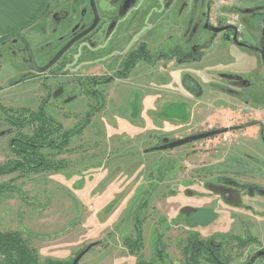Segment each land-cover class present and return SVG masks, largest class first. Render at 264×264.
I'll return each instance as SVG.
<instances>
[{
  "label": "rangeland",
  "instance_id": "1",
  "mask_svg": "<svg viewBox=\"0 0 264 264\" xmlns=\"http://www.w3.org/2000/svg\"><path fill=\"white\" fill-rule=\"evenodd\" d=\"M205 1L140 0L109 36L94 31L38 76L19 46H3L0 165L15 158L8 110L41 109L64 130L81 127L66 152L51 153L66 170L0 177L15 189L0 196V231L21 234L40 262L72 264L84 253L77 264H184L197 235L225 239L230 264H264V197L244 189L264 190V57L253 50L262 22L255 0ZM203 13L235 25L248 47L205 31ZM43 21L33 26L43 29L33 38L40 65L74 25ZM138 220L136 255L124 240L136 238ZM230 237L254 241L238 248Z\"/></svg>",
  "mask_w": 264,
  "mask_h": 264
},
{
  "label": "trees",
  "instance_id": "2",
  "mask_svg": "<svg viewBox=\"0 0 264 264\" xmlns=\"http://www.w3.org/2000/svg\"><path fill=\"white\" fill-rule=\"evenodd\" d=\"M10 114L6 117L11 126L14 127L17 135L9 143L11 152L15 158L0 165V177H6L15 173L18 176L27 174H40L42 172H61L66 170L68 164L63 160H54V155H60L62 150L71 143L75 135H80L81 127L71 131L64 130L62 125L53 117L46 115L43 110L37 112L29 110H8ZM25 128H30L29 135L22 134ZM48 151V152H47ZM55 152V153H54ZM53 153V154H51ZM248 189L254 193L264 196V190L248 186ZM14 187L9 184H0V196L7 192L14 191ZM136 238L134 240H124L129 253L138 255L142 248L141 231L139 229V220L135 224ZM236 242L238 248H244L252 241V238L241 240L237 237H230ZM225 239L216 242L212 238L209 240H200L197 235H193L187 240L184 248V264H200L201 258L206 264H230L231 259L224 255L223 244ZM229 241V240H228ZM135 264H153L137 258ZM0 264H44L39 261L35 249L29 248L21 234L17 232L0 231ZM45 264H64L58 261H47Z\"/></svg>",
  "mask_w": 264,
  "mask_h": 264
},
{
  "label": "flooded vegetation",
  "instance_id": "3",
  "mask_svg": "<svg viewBox=\"0 0 264 264\" xmlns=\"http://www.w3.org/2000/svg\"><path fill=\"white\" fill-rule=\"evenodd\" d=\"M139 1L140 0H36V3L38 5L43 4L44 7H43V10L40 12V14L37 16V18L33 21L32 24L26 27H21L18 30V32L14 34V37H8L10 36L8 34L0 35V39L1 38L3 39V41L0 43V58L2 54L1 51H3L2 48L3 46H5V44L11 43V45L19 46V49L24 55L23 64L26 66V68L31 73H33L34 76L42 75L43 73L38 74L35 71H32L28 67L27 63L30 61L37 68H41L45 66L69 41L81 35L83 32L89 29L94 23L96 25L93 28V30L89 34L81 38L80 40L76 41L74 44L83 40L85 37L89 36L94 31L99 30V29L101 30V29L106 28V33H107L106 36H109L116 28L118 22L127 18L128 13L138 4ZM202 1L203 0H199L200 5ZM209 2H210L209 0L205 1L206 3L205 5H207V3L209 4ZM255 2H256L255 4L253 3L249 4V6L251 7L250 10L254 11L253 14L255 15V17H257V19L261 20L262 25L259 30V38H258L260 47L259 48L253 47V50H255V52L257 53H260L264 57V13H260V11L263 9L259 10L260 8H264V5H262V3H264V0H255ZM210 4H212V0ZM37 8L38 7L36 5L35 10ZM202 15L203 16L199 14L197 16L199 18L200 17L203 18L205 15L206 17L205 25H209V26L216 27V28L225 27V25L215 26V25L209 24V19L207 17V14L203 13ZM40 20H44L43 21L44 23L48 22V23H54V24L55 23L74 24L72 28H70V30L67 32L68 34H65L66 36L69 35V39L65 42V44L62 47H60L59 50H57L54 53V55H52V57H50L49 60L45 64H41V65L38 64L37 62V52H36L37 46L33 45V38L35 37L37 33H41L40 31L43 30L41 29L39 31V28L37 29L36 27L33 28V26ZM66 25L64 27H66ZM228 26H230L231 29H228L226 32L224 31V32L218 33L214 36L221 35L222 40L224 42H226L224 40L225 38L232 39L233 36H236V40L238 41L239 45H235L233 43L231 44L237 47L247 48L248 45L245 44L243 41H241L240 30L237 27H235V25L228 24ZM25 45L27 46V48ZM140 47H142V45ZM251 49L252 48H250L249 50ZM195 51H196L195 48H192L191 52L187 54V57H185L184 55L181 56L182 58H184L182 62L188 61V58L190 57H194V55L196 54ZM131 55L132 54L128 56V59L131 58ZM58 61L53 66H55L58 63ZM52 67H50L46 72L50 71ZM116 74H118V72H116ZM249 186H255V185H249ZM255 187H258V186H255ZM244 189L249 190L248 196L250 197L260 196L248 188H244ZM246 190H243V191H246ZM250 194H252V196ZM260 197H264V196H260ZM262 257L264 258V256H260V258Z\"/></svg>",
  "mask_w": 264,
  "mask_h": 264
},
{
  "label": "water",
  "instance_id": "4",
  "mask_svg": "<svg viewBox=\"0 0 264 264\" xmlns=\"http://www.w3.org/2000/svg\"><path fill=\"white\" fill-rule=\"evenodd\" d=\"M36 5L38 8L35 10ZM43 7H44L43 4L38 5L36 3V0H0V35L8 34L10 35L8 37H14V34L17 33L21 27H26L33 23V21L43 10ZM95 25L96 24L94 23L89 29H87L81 35L69 41L45 66L41 68H37L34 64H32L29 61L27 63L28 67L32 71H35L38 74H42L46 72L59 60V58L68 48H70L76 41L80 40L81 38L89 34L93 30ZM204 29L213 33V35H216L224 31L226 32L228 29H231V27L225 26L222 28H216L209 25H205ZM224 40L227 43H233L235 45H239L238 41L236 40V36H233L232 39L225 38ZM2 41L3 39L1 38L0 43ZM214 134L215 132H209V133L194 135L181 140H176L158 147V150L173 149L190 142L206 139L208 137L213 136ZM83 254L84 253L78 255L72 264H77ZM258 256H264V253L262 252L258 253Z\"/></svg>",
  "mask_w": 264,
  "mask_h": 264
},
{
  "label": "built area",
  "instance_id": "5",
  "mask_svg": "<svg viewBox=\"0 0 264 264\" xmlns=\"http://www.w3.org/2000/svg\"><path fill=\"white\" fill-rule=\"evenodd\" d=\"M215 2H220V0H215Z\"/></svg>",
  "mask_w": 264,
  "mask_h": 264
}]
</instances>
